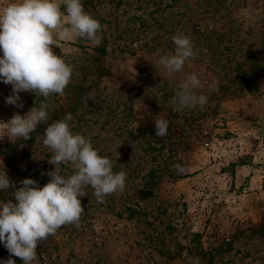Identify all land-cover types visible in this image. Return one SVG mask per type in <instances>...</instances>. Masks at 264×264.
I'll use <instances>...</instances> for the list:
<instances>
[{
	"label": "rangeland",
	"instance_id": "obj_1",
	"mask_svg": "<svg viewBox=\"0 0 264 264\" xmlns=\"http://www.w3.org/2000/svg\"><path fill=\"white\" fill-rule=\"evenodd\" d=\"M159 1L82 0L102 25V43L61 42L74 71L64 95L50 97L49 123L71 113V130L91 138L114 172H126L125 189L98 203L88 187L79 228L66 225L38 242L33 264H264V0H163L156 13ZM153 19L164 24L158 33L181 30L199 50L182 73L159 66L167 53L139 49L158 34L140 33L142 21L151 27ZM192 72L208 104L175 113L176 85ZM11 91L0 82L3 122L42 99L22 92L19 109L5 103ZM159 115L169 121L165 137L156 136ZM45 127L27 141L0 140V170L15 188L25 178L43 187L55 170ZM59 167L61 175L74 171ZM10 195L0 192V203ZM8 258L0 243V262Z\"/></svg>",
	"mask_w": 264,
	"mask_h": 264
},
{
	"label": "clouds",
	"instance_id": "obj_2",
	"mask_svg": "<svg viewBox=\"0 0 264 264\" xmlns=\"http://www.w3.org/2000/svg\"><path fill=\"white\" fill-rule=\"evenodd\" d=\"M101 31V23L85 10L82 0H8L0 7V82L12 89L5 103L23 109L22 92L42 98L39 106H33L25 115L16 112L7 122L0 121V140L7 137L11 142L19 138L27 141L38 125L44 124L43 144L53 153L48 162L55 165L54 171L46 173L50 180L43 187L25 178L15 188L4 165L0 170V192H10L14 197L0 203V243L9 253L0 264H16L13 256L22 264H33L38 259V242L54 237L66 225L79 228L85 214L81 198L88 195V187L98 203L125 189L126 172H114L112 160L98 154L91 138L71 130V113L49 123L50 97L64 95L74 71L65 59L61 42L84 39L99 46ZM172 40L174 51L160 55L157 63L169 75H176L198 57L199 50L182 31H177ZM52 46L62 49L63 55L55 54ZM201 87L196 72L185 75L176 85L172 111L203 110L208 97L198 92ZM89 98L91 94L82 97V102ZM168 127L167 119L160 115L155 118L156 136L165 137ZM61 164L72 166L74 171L61 175ZM173 168L178 175L185 171L181 164ZM11 188L15 191H9Z\"/></svg>",
	"mask_w": 264,
	"mask_h": 264
},
{
	"label": "trees",
	"instance_id": "obj_3",
	"mask_svg": "<svg viewBox=\"0 0 264 264\" xmlns=\"http://www.w3.org/2000/svg\"><path fill=\"white\" fill-rule=\"evenodd\" d=\"M175 1H178V0H175ZM155 6H156L155 12L157 13V12H159V10L163 6V0H160L159 2H155ZM166 8H167V5L165 6V9ZM153 20H154V24H152L151 27L149 25H147L148 23L146 21H142L140 33L146 34L148 32L147 30H149V29H153L151 31V33H153V32L158 33L164 28V24L162 21H160L159 19H153ZM179 31H181V30H179ZM176 33H177L176 31H173V32L169 31L168 34L167 33H158L154 37H151L148 41L147 40L142 41V42H144V45L139 47V49L142 50L143 48H147L149 51H158V52L167 53V54L170 52H173L174 51V44H173L172 37ZM195 33H198V32H195ZM262 51L263 50H261L260 52H262ZM260 52H258V53H260ZM251 57H255V54H252ZM153 175L154 174H151L150 178L153 179ZM145 186L147 187L148 184ZM147 195L151 196L152 193L150 191H147ZM128 211L134 212L130 208H128Z\"/></svg>",
	"mask_w": 264,
	"mask_h": 264
}]
</instances>
